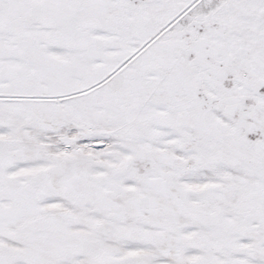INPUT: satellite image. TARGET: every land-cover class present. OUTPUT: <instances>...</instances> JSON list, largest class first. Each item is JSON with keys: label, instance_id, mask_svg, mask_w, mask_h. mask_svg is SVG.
Returning <instances> with one entry per match:
<instances>
[{"label": "rangeland", "instance_id": "obj_1", "mask_svg": "<svg viewBox=\"0 0 264 264\" xmlns=\"http://www.w3.org/2000/svg\"><path fill=\"white\" fill-rule=\"evenodd\" d=\"M0 264H264V0H0Z\"/></svg>", "mask_w": 264, "mask_h": 264}]
</instances>
